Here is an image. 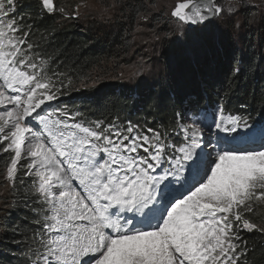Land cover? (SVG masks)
<instances>
[{"label": "snow or ice", "instance_id": "1", "mask_svg": "<svg viewBox=\"0 0 264 264\" xmlns=\"http://www.w3.org/2000/svg\"><path fill=\"white\" fill-rule=\"evenodd\" d=\"M16 3L0 0V180L21 198L9 206L22 202L28 210L24 264H248L243 233L264 237V223L246 215L264 207V128L249 136L253 126L226 112V97L213 106L212 126L224 134L215 142L204 141L196 107L178 113L170 128L118 117L85 124L46 112L58 99L59 76L34 59L31 28L18 22ZM81 6L59 11L76 19ZM242 7L264 11V0H178L162 13L175 27L163 37L153 30L151 41L180 39ZM36 9L41 17L57 10L54 0H36ZM134 10L138 23L147 22L159 6L143 0ZM149 70L146 61L137 67ZM240 140L248 146H237Z\"/></svg>", "mask_w": 264, "mask_h": 264}, {"label": "trees", "instance_id": "2", "mask_svg": "<svg viewBox=\"0 0 264 264\" xmlns=\"http://www.w3.org/2000/svg\"><path fill=\"white\" fill-rule=\"evenodd\" d=\"M118 2L109 16H88L81 21L59 12L41 17L36 0H17L16 15L24 17L18 22L31 28L27 39L34 45V55L47 62L48 76L54 80L59 76L60 101L51 112L65 111L85 124L118 117L125 125L131 121L141 128H170L177 114L190 107L213 118L214 103L226 97V112L254 119L257 127L264 128V11L240 8L242 29L236 28L234 18L222 13L220 22L216 19L180 39L152 43L153 30L163 37L172 26L169 17L162 15L169 11L168 5L152 11L147 29L139 37L135 29L143 21L137 22L134 9L143 0ZM144 49H148V61L157 63V71L152 81L137 89L117 76L130 63L131 51ZM237 67L240 72L233 76ZM107 75L114 78L89 82ZM20 199L0 180V264H24V245L32 225L25 223L28 210L22 202L9 206ZM246 215L264 223V207L256 215ZM17 225L19 231L14 232ZM243 238L252 249L248 264H264V237L245 232Z\"/></svg>", "mask_w": 264, "mask_h": 264}, {"label": "rangeland", "instance_id": "3", "mask_svg": "<svg viewBox=\"0 0 264 264\" xmlns=\"http://www.w3.org/2000/svg\"><path fill=\"white\" fill-rule=\"evenodd\" d=\"M160 2L158 3V6L163 5L164 3H166L168 5L169 8V13L170 11L174 8L175 4L178 2V0H174V1H168V0H159ZM252 2L254 4H260L261 0H252ZM55 6H56V11L55 12H59L60 14H63L59 11V9L61 7H63L65 9V12L71 14L77 5H82V4H86L87 7H83L81 6L79 8V12H80V16L77 19H80L81 21H84L83 19H85L88 16H96V15H100L103 17H107L109 16L119 5L118 0H54ZM113 3H115V7H111L109 8L108 11H104V8L112 5ZM215 3H217L218 5H224L227 6L230 3V0H215ZM240 11L236 12L234 15L230 16L231 18H234V21L236 22L235 25H239L240 27H236V28H240L242 29L243 27V23H240V15H239ZM224 14V13H223ZM64 15V14H63ZM222 15V13H221ZM225 15H227L225 13ZM239 15V16H236ZM228 16V15H227ZM70 17V16H69ZM219 18V17H218ZM218 18H214L211 21L207 22L206 24L210 23V22H215V20ZM170 22H171V18L169 17ZM220 22V20H218ZM173 28L175 27V23L171 22ZM172 26L170 27V29H172ZM147 29V23L145 21H143L141 23L140 26H137L135 29V33H137L140 36L144 35L143 33L146 31ZM148 33V30H147ZM148 49H144V51L137 52V50H132L131 51V56L129 57V61L130 63L125 66V68H123L119 75L117 76V78L121 79L123 82H125V84L131 85L132 87H136L137 89L140 88L141 86H144L147 82L152 81L154 79V75H155V71H157V63L155 62H149L148 61ZM34 59L40 60L42 58L38 57L37 55H34ZM44 60V59H43ZM45 61V60H44ZM142 61H146L149 65L150 70L148 72H145L143 74H139L137 73V67L141 64ZM47 64V62H46ZM46 72H47V67H46ZM114 77H111L110 75H107L105 77H93L89 82L90 84H96L98 81L104 80V79H113ZM141 80H143L141 82ZM58 95V94H57ZM58 100L60 101V97H58L57 100L50 102L51 103V107L46 109V112H51L53 107H56ZM0 110H2V106H0ZM42 115H44L45 113L42 112ZM203 119L204 122L206 124L205 130H204V141L207 142L208 139H211L213 142H215L217 136H221L223 137L224 134L223 133H218L214 126H212L213 124V118L207 116V115H200ZM248 123L250 125H252V129L251 132L248 133L249 136H251L252 134H258L259 131L261 130L260 126L257 127V123L254 122V119H249ZM210 126V127H209ZM258 128V129H257ZM245 130H241V136H243ZM237 146H248V144L244 141V140H240L239 143L237 144ZM173 191V195H179V193H177L175 191V189L172 190ZM260 210L262 208H259ZM137 223H139V220H137Z\"/></svg>", "mask_w": 264, "mask_h": 264}]
</instances>
